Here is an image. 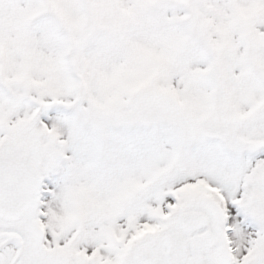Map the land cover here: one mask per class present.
<instances>
[{"label":"snow or ice","instance_id":"snow-or-ice-1","mask_svg":"<svg viewBox=\"0 0 264 264\" xmlns=\"http://www.w3.org/2000/svg\"><path fill=\"white\" fill-rule=\"evenodd\" d=\"M0 264H264V0H0Z\"/></svg>","mask_w":264,"mask_h":264}]
</instances>
